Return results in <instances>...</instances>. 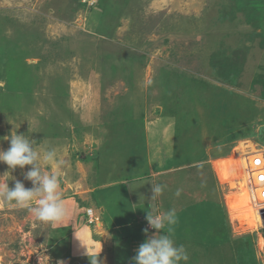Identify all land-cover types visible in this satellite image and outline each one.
Segmentation results:
<instances>
[{
	"label": "rangeland",
	"instance_id": "obj_1",
	"mask_svg": "<svg viewBox=\"0 0 264 264\" xmlns=\"http://www.w3.org/2000/svg\"><path fill=\"white\" fill-rule=\"evenodd\" d=\"M0 81V150L14 131L54 148L45 171L67 208L62 223H43L0 198V264H90L99 252V264H126L113 263L121 229L106 227L131 214L128 189H143L136 213L156 205L152 182L127 183L164 170L168 154L153 147L167 145L169 126L173 163L194 167L185 185L158 180L160 212H180L173 234L188 264H264V229L240 230L214 168L241 142L264 147V0H0ZM205 158L213 174L196 170ZM29 167L0 162V183L31 188ZM177 189L192 194L184 211ZM214 211L219 227H203Z\"/></svg>",
	"mask_w": 264,
	"mask_h": 264
},
{
	"label": "clouds",
	"instance_id": "obj_2",
	"mask_svg": "<svg viewBox=\"0 0 264 264\" xmlns=\"http://www.w3.org/2000/svg\"><path fill=\"white\" fill-rule=\"evenodd\" d=\"M3 85L4 82L0 81V87ZM5 139L9 141L10 147L0 150V162L5 163L10 170L30 166L24 176L31 182L32 187L25 188L22 182L16 181L10 189L7 181H4L0 183V198L27 209L39 222L62 223L67 216V208L60 192V182L56 174L45 171V166L57 164L55 149L38 151L34 146L35 141L15 131ZM151 186L153 195L150 201L162 196L167 190V185L164 184ZM180 194L181 190L177 189L174 195L179 197ZM147 209V223L156 233L139 245L133 264H188L189 254L185 246L177 244L174 239L173 228L178 222L176 209L154 212L150 205ZM144 231L147 235L148 229ZM99 253L90 257L87 250L90 264H99Z\"/></svg>",
	"mask_w": 264,
	"mask_h": 264
},
{
	"label": "crops",
	"instance_id": "obj_3",
	"mask_svg": "<svg viewBox=\"0 0 264 264\" xmlns=\"http://www.w3.org/2000/svg\"><path fill=\"white\" fill-rule=\"evenodd\" d=\"M174 125H175V123H174ZM169 128H170V132L168 134L169 137L167 139V145L165 144V140L162 138V143H161L162 146L158 144L155 147H153V148H155L157 154L158 153H160L162 155L165 154V153L168 154L167 155L168 156V161H167L168 164L165 165L164 170H162L158 174L148 175V176H145L144 178H141L140 176H135L134 178H132L130 180V182L127 183L128 187L130 186L129 183L134 184L133 186H136L137 184L145 182L146 180L152 182V184L154 185V184L158 183L159 179H163V178H168L170 183L181 182V183H183V185H185L183 180H186L189 175H192V173H193L192 172V170H193L192 168L194 167L193 166L194 164H190L189 163L190 160H188L186 163H181V164H177L175 162L173 163L174 156L177 155V157H178V154L176 153L178 151V148L175 147V144H176L175 141H174L175 144L172 143L173 140L171 139L172 137L170 138V136H173V134L175 133V128L176 127L173 128V126H169ZM172 149H174V151ZM160 150H162V151L158 152ZM201 160H202V161H200L201 164L196 165V170L198 169V167L200 169L204 168L203 170L208 169L213 174V171H212V169L210 167V164L207 162L208 161L207 158L201 159ZM191 166H193V167H191ZM194 170H195V168H194ZM200 173H199V175H201ZM205 173H206V171L202 172V176ZM152 176H156V177H152ZM208 179H209L208 175L203 176L202 179H200L197 183H199L201 181L203 183V185H204V183L206 181V184H205V186H206L207 183H209ZM211 184L213 186V183H211ZM196 185H198V184H196ZM133 186H132V188H133ZM128 187H127V189H128ZM133 189H135V190L134 191H131L132 189L131 190H129V189L127 190L126 197L122 201V203H124L126 206H129V204H130L131 214H125V218L126 219H124L125 220L124 222H120V221L116 220L117 222L112 223V222L108 221V225L106 227L107 228L106 230H110V231H112V229L116 230L117 228L121 229V232H119V233L121 234L123 240L126 242V247L124 248L125 249V253L120 254L118 249H114L113 254H114V257H117V258H115L113 260V263L114 262H118L119 260L120 261L124 260L126 264L127 263L133 264V257L136 255L137 248L139 247L140 244L145 242V240L148 239L151 236V235L147 236L145 234V232H144V230H145L144 224L145 223L141 222V221H143V219L141 221H139V219H141L140 215H142V213L141 212H139V213L137 212L136 213V205L140 206L142 204L141 200L143 198L142 194L144 193L143 189H141V186H136ZM181 191H182L181 195L184 196L183 197V201H184V203H183V205H184L183 206V211H184V210L188 209L187 208V204L189 202V199L192 198V194H191V192H188L186 190L185 191L181 190ZM132 193H134V194H132ZM133 196H136V197H133ZM159 199H160V197H158V201H157V203H156V205L154 207H153V205L151 206V208L154 209V212H160L162 209L165 208V206H164L165 205V200L159 201ZM116 203H120V202H116ZM166 204H170V203L167 202ZM219 205H220L219 208L222 207L221 203ZM119 206H120V204H119ZM168 206L171 207L170 205H168ZM121 207H123V206H121ZM167 210L168 209H166V211ZM176 212L180 213L178 210H176ZM186 213H184V214L186 215ZM218 213H219V217H218ZM128 215H129V217L131 219L130 221L128 219ZM145 215H146V213L145 214L143 213V215H142L144 217V219H146ZM201 215H206V214H204V212H203V213H201ZM202 219L205 221V222H203V220H201L203 222V225H204L203 227L206 226L205 228H209V227L216 228L217 226L219 227V225L221 224L220 212H217V211H214V214H212L210 219H206V218H202ZM99 227H100V225H99ZM99 227L97 226L95 231H98V230L102 229V227H100V229H99ZM141 227H142V229H141ZM106 230H105V233H106ZM139 233H140V236L137 237V235H139ZM155 233H152V235H154ZM175 240H177V239L175 238ZM175 242L177 244H179L178 243L179 240H178V242L177 241H175ZM223 249L225 250V247ZM129 250H130V254H129ZM217 253H219V252H217ZM223 260H224L223 263H226V264H229L228 262H230L225 257H224Z\"/></svg>",
	"mask_w": 264,
	"mask_h": 264
},
{
	"label": "bare ground",
	"instance_id": "obj_4",
	"mask_svg": "<svg viewBox=\"0 0 264 264\" xmlns=\"http://www.w3.org/2000/svg\"><path fill=\"white\" fill-rule=\"evenodd\" d=\"M246 144L248 147L254 148L253 145L249 146L248 142H241L231 156L217 160L214 168L221 184H227L231 187L230 194H227V204L233 216L240 222V230H243V232L251 230L253 232L259 231L261 227L258 210L250 202V197L248 191L244 188V184L241 183L237 187L234 183V179L243 178L242 173L238 171L237 157L244 151Z\"/></svg>",
	"mask_w": 264,
	"mask_h": 264
},
{
	"label": "built area",
	"instance_id": "obj_5",
	"mask_svg": "<svg viewBox=\"0 0 264 264\" xmlns=\"http://www.w3.org/2000/svg\"><path fill=\"white\" fill-rule=\"evenodd\" d=\"M253 143V142H252ZM253 147H248L237 157L238 171L242 173L243 178L234 179L235 186L239 187L244 184V188L248 191L250 202L258 210L259 219L261 221V229H264V147L257 146L253 143ZM92 210H88L87 224L91 228L97 227L99 219L93 215Z\"/></svg>",
	"mask_w": 264,
	"mask_h": 264
}]
</instances>
